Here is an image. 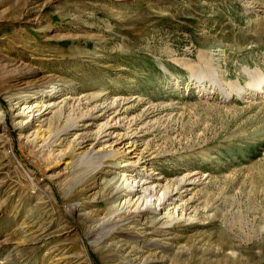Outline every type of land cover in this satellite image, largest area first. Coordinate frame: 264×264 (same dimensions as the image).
I'll return each mask as SVG.
<instances>
[{"label":"rangeland","instance_id":"rangeland-1","mask_svg":"<svg viewBox=\"0 0 264 264\" xmlns=\"http://www.w3.org/2000/svg\"><path fill=\"white\" fill-rule=\"evenodd\" d=\"M259 87L264 0H0V264H125L150 238L167 264H264ZM29 91L51 107L16 127ZM107 151L111 186L166 203L161 236L84 188Z\"/></svg>","mask_w":264,"mask_h":264},{"label":"bare ground","instance_id":"bare-ground-1","mask_svg":"<svg viewBox=\"0 0 264 264\" xmlns=\"http://www.w3.org/2000/svg\"><path fill=\"white\" fill-rule=\"evenodd\" d=\"M51 86H47L45 89L38 91V94L41 93L42 95H45L46 93H51L49 90ZM259 93L264 94V89L259 87ZM34 94H37V91H33ZM102 95V94H101ZM100 95V96H101ZM33 96V93L31 91L26 92L24 96L17 97L15 99L16 104L17 102L21 101L22 99H30ZM98 97H91V99L95 100L98 99ZM21 109L22 112L20 113V117L26 118V121L23 123H16V127L23 126L24 128H28L30 125H34L37 122H40V118L43 116L44 112L51 107L48 103L46 104H34L31 101L23 102L21 103ZM54 104H52V107ZM56 106V104H55ZM119 106V105H118ZM37 116V118H36ZM36 118V119H35ZM91 124H87L86 126H82L84 128L89 127ZM79 128V127H78ZM64 134H69V131L64 132ZM82 136V135H81ZM113 136H110V134H103L97 139V143H101L104 141H107V139L111 138ZM80 141L77 143L78 148L77 149H83L86 145V143L89 141L88 138H82L79 139ZM114 156L113 153L110 151H107L105 154L97 155L95 152H91L89 154H84L82 156V161L84 160V166H90V168H93V174L89 176V178L85 181V183H89L84 188H99V191H106V195L102 197L103 201L106 205H112L115 201H117L120 197H123L122 203L127 205L128 212L130 214V217L128 219V222L123 223L121 226L128 228L132 224H134V228L138 226L139 221L145 222L146 230L150 231V234L153 236H161L162 233L166 232L167 228L172 224L170 221L162 222V223H156V221H159L161 219L162 210L165 208L166 203L159 204L156 206H149V198L150 196V189L149 188H143L142 186L147 183L142 179H137V181H131L133 184L129 188L123 187H114V185H110L111 181L114 179V177H109L114 173L113 171V164H110L109 161L111 160L110 157ZM82 163V162H81ZM100 168V169H98ZM131 170V169H130ZM130 170H125V172H131ZM95 173V174H94ZM126 173H122L120 176L121 178ZM98 175V176H96ZM130 175V174H127ZM131 183V184H132ZM148 190H150L148 192ZM95 196V195H94ZM96 199V198H94ZM119 207V206H118ZM111 210V209H109ZM112 210L114 213L118 212L119 209L117 206L112 205ZM91 214V213H90ZM110 215V214H109ZM130 229V227H129ZM126 230V229H125ZM129 234L127 232H124L123 230H118L114 232L113 238L111 240H114L119 237L125 238L127 241L134 242L137 237H139L140 233H134ZM152 236V237H153ZM108 240V239H107ZM150 244L148 242H145L142 247H133V246H126L127 244L122 245V251L125 252L124 259L125 264H167V261L164 256L157 255L156 253L150 254L145 256L144 253L148 251L149 248L154 247L156 250H160L159 253H163L166 250V247L168 244H162L158 240H149ZM105 247V246H104ZM179 253V251L177 252ZM178 255V254H177ZM123 256V255H122ZM129 257V258H127Z\"/></svg>","mask_w":264,"mask_h":264}]
</instances>
